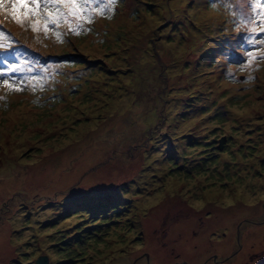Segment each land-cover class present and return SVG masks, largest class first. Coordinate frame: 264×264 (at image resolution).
Here are the masks:
<instances>
[{
    "label": "rangeland",
    "instance_id": "1",
    "mask_svg": "<svg viewBox=\"0 0 264 264\" xmlns=\"http://www.w3.org/2000/svg\"><path fill=\"white\" fill-rule=\"evenodd\" d=\"M77 4L54 36L7 25L62 55L21 68L0 99V264H264V31L243 39L254 7ZM253 39L256 57H238Z\"/></svg>",
    "mask_w": 264,
    "mask_h": 264
},
{
    "label": "snow or ice",
    "instance_id": "2",
    "mask_svg": "<svg viewBox=\"0 0 264 264\" xmlns=\"http://www.w3.org/2000/svg\"><path fill=\"white\" fill-rule=\"evenodd\" d=\"M6 0H0V7H3ZM113 2V0H109V5ZM12 12L11 17L12 19L17 23L21 24L25 19H28L29 17H34L37 15L38 11L41 9V3L42 0H10ZM44 8L43 11L46 14V22L44 25V30L47 31V24H57L58 20L63 18L65 23H67V16L69 14L75 16L77 19L81 18L79 16V12L82 11V7L78 6L77 0H43ZM48 4H58V5H64L68 9V13H64L63 16H61V9H56V15L53 16L52 12L47 8ZM257 6H259V0H257ZM17 9L23 10L22 14L17 13ZM97 11H101L100 9H97ZM90 19V18H89ZM33 31H37V25H32ZM73 31L76 29L73 28ZM261 30L264 31V25H262ZM261 43H264V41H261ZM19 90V89H17Z\"/></svg>",
    "mask_w": 264,
    "mask_h": 264
},
{
    "label": "bare ground",
    "instance_id": "3",
    "mask_svg": "<svg viewBox=\"0 0 264 264\" xmlns=\"http://www.w3.org/2000/svg\"><path fill=\"white\" fill-rule=\"evenodd\" d=\"M89 162H87L86 164H88ZM149 167V166H148ZM149 174H147V176L144 177V179L148 178ZM150 178V176H149ZM136 187H139L138 184L135 185ZM160 198V196H156L155 199H153L151 202H149V204L154 203L156 200H158ZM87 201H90V199H88ZM139 210H144L145 211V205L141 203V205L139 206ZM253 241H258V238H253L251 239V242ZM117 263V262H116Z\"/></svg>",
    "mask_w": 264,
    "mask_h": 264
},
{
    "label": "water",
    "instance_id": "4",
    "mask_svg": "<svg viewBox=\"0 0 264 264\" xmlns=\"http://www.w3.org/2000/svg\"><path fill=\"white\" fill-rule=\"evenodd\" d=\"M226 142V139H223V140H221V142H220V149H222L223 148V146H224V143ZM36 264H48V258L45 256V258L43 257V258H40L38 261H37V263Z\"/></svg>",
    "mask_w": 264,
    "mask_h": 264
},
{
    "label": "trees",
    "instance_id": "5",
    "mask_svg": "<svg viewBox=\"0 0 264 264\" xmlns=\"http://www.w3.org/2000/svg\"><path fill=\"white\" fill-rule=\"evenodd\" d=\"M115 1H116V0H113L112 5L115 3ZM107 2H109V0H106V3H107ZM111 7H112V6H110L109 9L112 10ZM239 52H240V51H239ZM66 53H67V52H65V53H63V54L65 55ZM60 55H62V54H60V53H56V54H54V55H52V56H58V57H60ZM241 56H246V55H241V54H239V57H241ZM246 57H248V56H246Z\"/></svg>",
    "mask_w": 264,
    "mask_h": 264
}]
</instances>
